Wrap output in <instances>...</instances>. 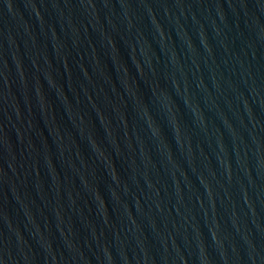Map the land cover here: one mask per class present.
<instances>
[{"label":"water","instance_id":"obj_1","mask_svg":"<svg viewBox=\"0 0 264 264\" xmlns=\"http://www.w3.org/2000/svg\"><path fill=\"white\" fill-rule=\"evenodd\" d=\"M0 264H264V0H0Z\"/></svg>","mask_w":264,"mask_h":264}]
</instances>
